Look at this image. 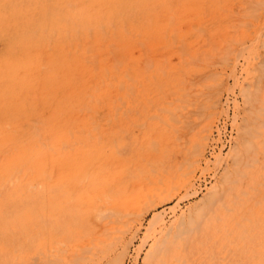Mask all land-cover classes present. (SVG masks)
<instances>
[{
	"label": "bare ground",
	"instance_id": "1",
	"mask_svg": "<svg viewBox=\"0 0 264 264\" xmlns=\"http://www.w3.org/2000/svg\"><path fill=\"white\" fill-rule=\"evenodd\" d=\"M0 264H264V0H0Z\"/></svg>",
	"mask_w": 264,
	"mask_h": 264
}]
</instances>
